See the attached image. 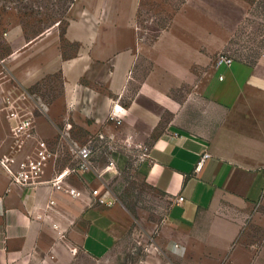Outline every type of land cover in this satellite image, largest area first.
I'll return each mask as SVG.
<instances>
[{
	"label": "crops",
	"instance_id": "1",
	"mask_svg": "<svg viewBox=\"0 0 264 264\" xmlns=\"http://www.w3.org/2000/svg\"><path fill=\"white\" fill-rule=\"evenodd\" d=\"M190 33L168 28L150 44L134 42L132 63L143 54L150 67L127 106L118 88V103L107 97L104 106L148 140L137 167L167 203L141 264L160 255L180 264L189 257L196 264H243L245 215L264 224V56L217 65L216 31L209 44L197 28ZM91 49L74 60L107 58L103 45ZM120 75L125 81L127 74ZM16 150L23 156L27 143ZM69 167L22 186L0 161V264L112 263L113 248L136 219L113 193L89 187L88 171Z\"/></svg>",
	"mask_w": 264,
	"mask_h": 264
},
{
	"label": "rangeland",
	"instance_id": "2",
	"mask_svg": "<svg viewBox=\"0 0 264 264\" xmlns=\"http://www.w3.org/2000/svg\"><path fill=\"white\" fill-rule=\"evenodd\" d=\"M168 28L187 35L197 28L207 44L216 31L214 62L217 55L231 61L264 56V0H0V153L20 147L13 126L25 115L31 121L26 152L35 138L46 140L52 151L47 177L65 165L75 168V146L89 141L87 185L113 193L136 219L113 248L111 264L148 259L167 203L137 167L148 140L126 128L125 119L106 110L104 101L118 103V88L124 92L119 103L128 105L150 67L143 54L132 63V44H150ZM92 43L103 45L105 60H74L79 52H91ZM123 71L125 81L119 80ZM81 179L85 182L84 175ZM244 218L239 243L249 254L240 261L264 264V224L253 221L250 212ZM195 260L184 258L185 264ZM153 261L183 260L160 255Z\"/></svg>",
	"mask_w": 264,
	"mask_h": 264
},
{
	"label": "built area",
	"instance_id": "3",
	"mask_svg": "<svg viewBox=\"0 0 264 264\" xmlns=\"http://www.w3.org/2000/svg\"><path fill=\"white\" fill-rule=\"evenodd\" d=\"M230 61V56H215L216 64H220L221 62L229 63ZM16 120L17 121L13 126V132L15 134V144L19 147L24 143V138L30 135L28 129L31 127V121L27 115ZM92 151V144L89 141L75 146V168L83 172L88 171L91 167ZM6 153L1 156L0 161L3 164L5 171L8 173L10 180L22 186L34 185L40 182V178L43 176L46 167L49 164L50 157L52 156V151L47 141L42 138H35L31 144L30 150L25 152L21 157L17 158L14 154ZM208 154L209 153L206 151L202 153L199 160L196 162V167H199L202 164L203 159L208 156ZM67 170L69 171V169ZM58 176H61V173L56 177ZM69 189L72 192L74 191L73 188ZM182 199V195L176 197L177 201ZM108 203H111V201H108Z\"/></svg>",
	"mask_w": 264,
	"mask_h": 264
}]
</instances>
